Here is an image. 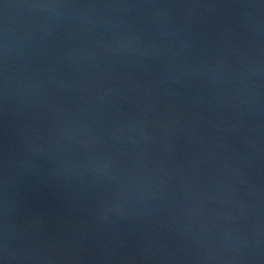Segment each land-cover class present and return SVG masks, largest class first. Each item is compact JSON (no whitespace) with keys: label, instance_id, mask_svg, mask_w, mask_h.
<instances>
[{"label":"water","instance_id":"1","mask_svg":"<svg viewBox=\"0 0 264 264\" xmlns=\"http://www.w3.org/2000/svg\"><path fill=\"white\" fill-rule=\"evenodd\" d=\"M0 264H264V0H0Z\"/></svg>","mask_w":264,"mask_h":264}]
</instances>
